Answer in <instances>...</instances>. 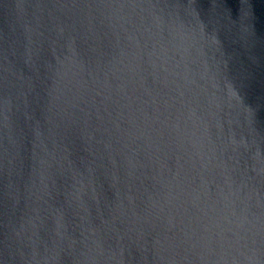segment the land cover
I'll use <instances>...</instances> for the list:
<instances>
[{"label": "water", "instance_id": "95a60500", "mask_svg": "<svg viewBox=\"0 0 264 264\" xmlns=\"http://www.w3.org/2000/svg\"><path fill=\"white\" fill-rule=\"evenodd\" d=\"M0 264H264V0H0Z\"/></svg>", "mask_w": 264, "mask_h": 264}]
</instances>
